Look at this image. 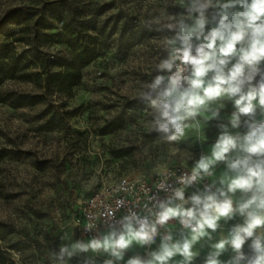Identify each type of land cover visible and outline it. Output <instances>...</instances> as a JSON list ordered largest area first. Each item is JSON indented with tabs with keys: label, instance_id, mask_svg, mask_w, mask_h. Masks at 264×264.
Masks as SVG:
<instances>
[{
	"label": "rangeland",
	"instance_id": "1",
	"mask_svg": "<svg viewBox=\"0 0 264 264\" xmlns=\"http://www.w3.org/2000/svg\"><path fill=\"white\" fill-rule=\"evenodd\" d=\"M15 6L27 7L31 26L40 33L49 24L59 27L60 21L84 24L98 36L99 54L83 70L82 84L71 97L58 93L47 76L39 86L10 79L0 85V264H84L85 258L104 264L114 258L102 249L59 256L62 246L72 251L83 242L75 218L84 198L124 173L150 175L174 165L194 169L202 156L211 155L218 124L228 125L233 134L244 129L231 128L234 108L221 100L210 106L219 110L218 118L209 110L189 119L184 136L170 142L153 130L152 115L137 99L168 56V42L176 34L169 25L194 23L190 0H0V20ZM11 30L16 26H0V42ZM16 50L42 56L53 73L70 58L64 46L38 40L32 46L17 43ZM108 123L111 132L99 133ZM119 150L124 155L116 156ZM222 163L211 169L216 186L220 180L214 170ZM236 220L222 221L211 240L205 237L194 245L198 255L192 264H203L210 245L227 236ZM141 250L134 242L115 264L140 257ZM232 255L229 248L219 259ZM181 259L176 256L171 264Z\"/></svg>",
	"mask_w": 264,
	"mask_h": 264
},
{
	"label": "clouds",
	"instance_id": "2",
	"mask_svg": "<svg viewBox=\"0 0 264 264\" xmlns=\"http://www.w3.org/2000/svg\"><path fill=\"white\" fill-rule=\"evenodd\" d=\"M190 2L194 23L181 20L169 25L176 34L168 42V56L142 85L137 99L152 115L153 130L170 142L184 136L186 121L221 100L234 108L231 128L239 129L243 123L247 131L233 134L228 125L218 124L221 131L211 155L202 156L191 175L180 178L183 187L163 199L151 197L152 206L144 205L146 215L128 207L119 220L108 223L106 235L78 242L72 251L62 246L61 259L65 254L72 257L75 250L102 249L114 258L104 264H115L134 242L151 245L159 237L158 250L149 258L132 257L127 264H171L176 256L182 258L179 264H192L198 255L194 245L205 237L211 240L222 221L227 224L238 216L242 222L232 224L227 236L210 245L203 264H264V119L255 118L258 110L264 117V0ZM209 9L215 10L211 17L206 15ZM211 115L218 118L219 110H211ZM218 162L225 163L232 175L222 177L219 186L205 184L186 196L185 187L202 179L201 174L211 176ZM160 189L166 186L161 184ZM175 224L179 228L174 233L169 227ZM229 248L233 255L221 261ZM84 264L95 261L85 258Z\"/></svg>",
	"mask_w": 264,
	"mask_h": 264
},
{
	"label": "trees",
	"instance_id": "3",
	"mask_svg": "<svg viewBox=\"0 0 264 264\" xmlns=\"http://www.w3.org/2000/svg\"><path fill=\"white\" fill-rule=\"evenodd\" d=\"M27 7L15 6L8 9L0 20V26L15 25L16 30L5 33L0 42V85L4 80H20L41 85L44 76L55 90L69 97L73 90L82 84L83 70L99 54V38L91 34L82 23L71 24L60 21V26L46 25L47 31L39 32L31 26L32 16L26 12ZM45 44H59L70 52V58L62 64L58 73L51 72L45 58L37 53L27 55L18 53L17 43L32 46L34 41ZM112 125L106 124L99 133L111 132ZM122 156V151H116Z\"/></svg>",
	"mask_w": 264,
	"mask_h": 264
},
{
	"label": "built area",
	"instance_id": "4",
	"mask_svg": "<svg viewBox=\"0 0 264 264\" xmlns=\"http://www.w3.org/2000/svg\"><path fill=\"white\" fill-rule=\"evenodd\" d=\"M192 170L183 165L165 166L155 174L124 173L103 181L80 202L75 218L79 239L87 243L94 237L106 235L108 223L112 219L119 220L126 214L128 207H134L141 215H146L144 205L147 203L149 207L152 206L151 197L156 196L158 199H163L171 195L174 188L183 187L180 178L191 175ZM201 176L202 179L192 186L185 187L186 196L188 190L193 186L202 189L205 184L216 185L210 176L203 174ZM161 184L166 186V190L160 189ZM89 223L94 225L92 229L87 228ZM157 240H160L159 237ZM153 244L141 245V258H149L148 254L152 251Z\"/></svg>",
	"mask_w": 264,
	"mask_h": 264
},
{
	"label": "crops",
	"instance_id": "5",
	"mask_svg": "<svg viewBox=\"0 0 264 264\" xmlns=\"http://www.w3.org/2000/svg\"><path fill=\"white\" fill-rule=\"evenodd\" d=\"M255 118H256L257 121H259V120L263 119L264 117L260 116L259 112L257 111V114H256V117ZM242 119H247V118H242ZM241 126H242V129H244V132L243 133H245L247 131V129L244 127L243 123L241 124ZM243 133H241V134H243ZM214 173L216 174V177L219 180L222 177H225V176H228V175H232V173H229L227 171V168H226L225 163H222V165L219 168H215ZM193 187H197V186H193ZM187 195H190V194H188V192H187ZM236 222L237 223L242 222V218H240V217L237 216ZM178 228H179V226L177 224L170 225L169 230H172L175 233L176 229H178ZM159 244H160V240H157L153 244V248H152V251L151 252L158 250Z\"/></svg>",
	"mask_w": 264,
	"mask_h": 264
}]
</instances>
